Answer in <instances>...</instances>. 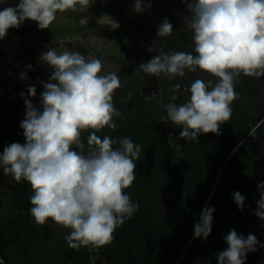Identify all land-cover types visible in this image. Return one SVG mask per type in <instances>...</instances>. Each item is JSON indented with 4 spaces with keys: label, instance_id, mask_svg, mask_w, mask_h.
Returning <instances> with one entry per match:
<instances>
[{
    "label": "clouds",
    "instance_id": "clouds-1",
    "mask_svg": "<svg viewBox=\"0 0 264 264\" xmlns=\"http://www.w3.org/2000/svg\"><path fill=\"white\" fill-rule=\"evenodd\" d=\"M6 2L0 0V4ZM94 2L19 0L15 7L0 10V40L25 20L36 22L40 30L49 29L58 14L83 13ZM182 2L189 12L184 25L192 33L195 55L183 51L162 53L141 63L139 69L149 76L164 74L168 79L183 77L186 69H199L218 78L215 84L196 79L187 89L188 101L181 105L169 103L167 116L162 117L182 126L181 139L199 142L201 133L220 135L221 125L231 119L232 104L239 98L235 87L241 74L264 77V0ZM144 7L143 0H136L137 13ZM172 33L173 26L165 18L156 35L162 38ZM156 43L153 41V45ZM39 59L54 70L49 82L43 84V110L25 99L26 116L20 127L26 143L6 146L0 154V168L16 182L23 179L29 183L33 193L30 214L36 224L43 226L51 219L69 229L66 240L73 249L106 246L114 240L116 229L140 207L125 190L136 180L141 146L127 137L114 140L97 135L106 127L116 128L114 117L121 113L114 107L113 97L121 87L120 79L115 72L102 74L100 59L85 58L79 52L58 53L50 47ZM20 79L26 80L27 75L21 74ZM28 95H36L34 86L28 88ZM176 99V95L171 97L172 101ZM89 130L85 151L81 137ZM249 135L255 138V129ZM116 144L118 148H114ZM257 187L261 196L255 215L264 221V182ZM232 195L242 209L245 197L239 191ZM214 211L203 208L200 222L194 225V238L206 240L211 234ZM223 239L228 247L217 254L218 264H245L247 254L258 250L254 234L245 238L232 229Z\"/></svg>",
    "mask_w": 264,
    "mask_h": 264
},
{
    "label": "trees",
    "instance_id": "trees-1",
    "mask_svg": "<svg viewBox=\"0 0 264 264\" xmlns=\"http://www.w3.org/2000/svg\"><path fill=\"white\" fill-rule=\"evenodd\" d=\"M183 4L182 0H152L150 6L162 7L170 14ZM166 38V54L183 51L195 55L194 45L183 34L173 32ZM72 49L88 58L89 47L81 41L72 43ZM154 49L158 55L159 46ZM0 72H3L1 67ZM185 73L188 75L190 71L186 69ZM181 78L173 77L174 81ZM259 78L241 74L237 81L241 93L232 104L231 119L221 125L220 135L201 133L199 142L174 136L172 165L185 177L182 187L178 185L176 189L171 169L163 166V144L147 118L148 112L153 119L166 117V106L187 102L190 93L182 88L168 90L162 103L150 100L148 109L143 105L142 116L137 106L129 107L128 101L122 100L132 86L116 90L113 103L121 113L114 117L116 128L106 127L97 135L114 140L130 138L142 151L136 161V180L125 190L140 207L116 229L112 243L99 247L111 264H199L208 249L202 245L201 238H194V225L200 222L205 206L215 208L213 219L225 218L232 227L223 228L225 222L218 224L220 229L212 227L207 239L215 252L204 264H218L217 254L228 247L223 237L232 229L245 238L253 234L256 207L252 204L251 189L264 182V87ZM29 87L21 89L23 97L20 93L10 100H0V154L11 143H26L20 127L26 116L25 99L43 110L42 101L28 95ZM173 95L177 96L175 101L171 100ZM168 121L180 133L182 126ZM252 129L255 138L249 135ZM90 131L82 133L85 151ZM177 145L181 147L178 149ZM118 147L119 144L114 145ZM73 150L78 149L73 146ZM237 191L245 197L242 209L237 207L232 195ZM32 195L29 183L23 179L15 181L12 191L0 185V257L5 259V264H42L53 255L51 244L56 229L48 222L43 226L36 224L30 214ZM162 200L164 206L157 210ZM257 249L247 254L245 264H264V247L258 243ZM58 253L62 255V264H87L90 260V248L86 246L73 249L68 245Z\"/></svg>",
    "mask_w": 264,
    "mask_h": 264
},
{
    "label": "rangeland",
    "instance_id": "rangeland-1",
    "mask_svg": "<svg viewBox=\"0 0 264 264\" xmlns=\"http://www.w3.org/2000/svg\"><path fill=\"white\" fill-rule=\"evenodd\" d=\"M151 1L152 0H143L145 7L143 11L139 12L140 16H138L141 23L140 25H143L146 38L149 40V47L154 49L156 46H159L158 55L162 53L166 54V47L168 44L167 38H160L156 35L158 25L161 24L165 18L172 24L173 32L183 34L194 45L191 38L192 33L187 29V26L184 25V18L189 15L186 4L184 3L172 13L167 14L166 10L162 7L154 9L148 6ZM98 21L101 28H92L80 39L82 43L89 47L88 58L94 57L101 60L103 64L102 74L115 72L120 79L121 87L133 86L137 78H140L139 80L142 79L141 72L135 68L136 72L130 73L127 65L136 64V59L130 57L129 59L125 58L122 53H120L119 58H114L109 56V50H107V52L103 51L109 37L108 34H112L111 36H113V27H115L116 24L112 17L106 15L102 16ZM18 31L19 28H14L0 40V67L3 70V72H0V100L15 98L20 95L22 88L34 86L36 89L35 99L37 101H42L41 93L45 90L43 84L49 82V78L54 70L47 64L41 62L39 59L40 55L50 47L55 48L58 53H62L65 50L73 51L72 46L66 45L64 40H44L42 41V45L40 43L37 45L33 38L28 39V41L24 40L21 36L24 35V30L21 29L19 32ZM155 36L156 38L154 39L153 37ZM29 37L31 38L30 35ZM153 41L157 43L153 45ZM29 65L31 67H29ZM21 74H26L27 79L21 80ZM198 78L205 82L211 80L213 84H215L218 79L199 69H197L196 72H190L188 75L185 73L179 81H174L173 78L168 79L166 76H162L160 92L158 95H153L150 100H156V102L162 103L166 91L176 89L177 85H179V88L187 90ZM259 79V83L264 87V77H260ZM51 82L57 83L56 81ZM240 85V82L236 83L235 91L237 93H241ZM129 97L130 91L122 97V100L129 101ZM0 185L3 189H9L11 191L15 188L14 178L10 174L7 176L4 175L2 168H0ZM260 196L261 191L258 187H252L251 200L256 210ZM6 209H8V204H6ZM255 219L253 234L256 236L259 244L264 245V221L260 220L257 216H255ZM48 223L56 229V234L51 244L53 255L46 257L42 261V264H62V255L59 253L57 254V252L68 247L66 236L69 234L70 230L54 223L51 219H49ZM215 227L220 229L218 225H215ZM231 227V223H226L223 228L230 229ZM86 247L90 248V260L87 264H111L100 248L94 246ZM0 264H5V259L2 257H0Z\"/></svg>",
    "mask_w": 264,
    "mask_h": 264
},
{
    "label": "flooded vegetation",
    "instance_id": "flooded-vegetation-1",
    "mask_svg": "<svg viewBox=\"0 0 264 264\" xmlns=\"http://www.w3.org/2000/svg\"><path fill=\"white\" fill-rule=\"evenodd\" d=\"M18 3L19 0H7L6 3L0 4V10H3V8L9 6L15 7ZM135 3L136 0H95V2L86 12L81 13L78 11H69L65 14H58L57 20L49 29L40 30L36 22L32 20H25L23 24L19 27V31L21 29L24 30V35H21L24 40L28 41V39L33 38L35 39V44L37 45L39 43L42 45V41L44 40H64V43L66 45L72 46V43L80 41V39L84 37V34L89 32V30H85V27L88 26L89 22L91 21L92 13L96 15V17L94 18L97 19H101V17L104 15L112 17L114 19V22L119 25L118 27L115 26L116 28L113 27V38L118 45V49H109L107 47V39L105 43L106 47L103 48V51L107 52V50H109V56L114 58H119L120 53H122L125 58L129 59L130 57L136 59L137 63L133 65H127V68L130 73H135V68H137L141 72L142 79H136V83L132 86L130 90V98L127 102V105L129 107L137 106L140 109L141 115L143 116L144 112L142 110V106L144 105L146 109L149 108L148 101H150V98H152L153 95L159 94L162 79L160 76H149L139 69V65L141 63L148 62L153 56L157 54L154 51L155 49L149 51V40H147L146 38L143 25H140L141 23L138 19L140 13H137L135 11ZM62 25L73 26V28H70L71 30L67 29L65 31L66 28H63ZM13 29L14 28H10L7 34H9L10 31H12ZM29 35L31 36V38L29 37ZM156 91L158 92L155 93ZM160 120L162 119H153L152 114L148 112L147 123L151 125L154 131V123ZM168 123L170 124L169 121ZM157 133L159 140L163 144V152L165 157L163 166H168L171 169L174 178L173 188H178V185L180 188L182 187V183L185 177L180 169L172 165V161L174 160V148L172 144L175 140L174 136L179 135V133H174L171 130H168L167 133L164 135L163 139H160V133ZM171 189L172 187L169 188L170 191ZM164 201L165 200L161 201L162 203L157 210H160L164 206ZM214 220H217V222L212 223V227H215V225H218L219 223L225 222V225L226 223H228L226 222L225 218L213 219V221ZM206 248L208 249V247ZM208 254L209 249L207 255Z\"/></svg>",
    "mask_w": 264,
    "mask_h": 264
},
{
    "label": "water",
    "instance_id": "water-1",
    "mask_svg": "<svg viewBox=\"0 0 264 264\" xmlns=\"http://www.w3.org/2000/svg\"><path fill=\"white\" fill-rule=\"evenodd\" d=\"M158 91H156L155 93H157ZM154 129L156 132H159L160 134V139L164 138V135L167 133L168 130H171L174 133H179V131L177 129H175L173 126H171L168 121L165 120H160L158 122L154 123ZM201 243L203 246L208 247L209 249V254L204 256L201 260H200V264H204V262L209 259L215 252V249L213 247V245L208 241V240H204L201 238Z\"/></svg>",
    "mask_w": 264,
    "mask_h": 264
},
{
    "label": "bare ground",
    "instance_id": "bare-ground-1",
    "mask_svg": "<svg viewBox=\"0 0 264 264\" xmlns=\"http://www.w3.org/2000/svg\"><path fill=\"white\" fill-rule=\"evenodd\" d=\"M92 13V12H91ZM91 17H92V19H91V21L89 22V24H88V26H86L85 27V30L86 31H88V30H91L92 28H95V27H99V28H101V26H100V23H99V19H97V18H94V17H96V15L95 14H91ZM62 27L63 28H66L65 29V31L68 29V30H71L70 28H73V26H68V25H62ZM112 34H108V43H107V47L109 48V49H113V50H117L118 49V45H117V43L115 42V40H114V38H113V36H111ZM215 222H217V220H214V221H212V223H215Z\"/></svg>",
    "mask_w": 264,
    "mask_h": 264
}]
</instances>
